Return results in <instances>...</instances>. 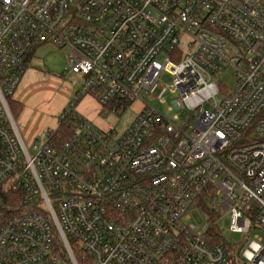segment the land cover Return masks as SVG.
I'll list each match as a JSON object with an SVG mask.
<instances>
[{
  "label": "built area",
  "instance_id": "built-area-1",
  "mask_svg": "<svg viewBox=\"0 0 264 264\" xmlns=\"http://www.w3.org/2000/svg\"><path fill=\"white\" fill-rule=\"evenodd\" d=\"M47 43L84 81L68 130L27 145L7 97ZM168 90L191 123L140 102ZM84 95L140 110L118 134L76 111ZM225 215L264 231V0H0V264H264V241L236 259L212 241Z\"/></svg>",
  "mask_w": 264,
  "mask_h": 264
},
{
  "label": "rangeland",
  "instance_id": "rangeland-1",
  "mask_svg": "<svg viewBox=\"0 0 264 264\" xmlns=\"http://www.w3.org/2000/svg\"><path fill=\"white\" fill-rule=\"evenodd\" d=\"M35 61H33V66H30L26 74L23 75V82L31 85L32 88L35 87L40 90H49L51 85L54 86L52 92H41L37 94V100H40L42 106L47 115H53L48 109H56L57 106L61 103L62 97L60 92H65L67 87L71 86L73 94L81 87L84 77L80 74L74 73L69 64L67 58V49L57 48L55 45L48 43L40 47L37 52L34 54ZM223 83L227 85L230 89L234 84V79L231 72H227L220 79ZM163 84L171 83L172 77L164 73L161 77ZM179 97V93H174L171 90H168L162 99L151 98L148 95L141 94L140 102L144 101L148 103L153 108L157 109L162 115H164L171 123H174L178 126H185L188 123H191L194 119H190L191 115L194 117L197 116L198 111H191L188 108L185 109H175L173 102ZM221 99V94L218 95V100ZM49 103V106H47ZM134 105V104H133ZM133 105L128 108L124 113L116 115L118 119L114 120V125L118 134H122L132 123L135 118V108ZM172 107V109H170ZM210 107L208 106V109ZM115 115V114H114ZM38 139L27 140V145H30L34 140H39L42 142L45 140L44 136L36 137ZM30 151L33 152L32 147H29ZM219 228L223 234V242L233 244L235 247L239 245H246L250 239H255L258 241H264V231L263 230H254L249 236H246L242 233H234L230 229V216L225 215L219 222Z\"/></svg>",
  "mask_w": 264,
  "mask_h": 264
},
{
  "label": "crops",
  "instance_id": "crops-1",
  "mask_svg": "<svg viewBox=\"0 0 264 264\" xmlns=\"http://www.w3.org/2000/svg\"><path fill=\"white\" fill-rule=\"evenodd\" d=\"M44 45L46 44L39 46L37 50ZM34 57L32 58V66L34 63L33 61L36 60ZM22 82L23 78L21 79L13 96L14 99L21 102L23 105L18 119L16 120L18 129L25 140L28 139L30 141L38 139L36 137L44 135L46 137L50 131L58 128V119L61 112L66 108L70 101L76 97L77 92L73 94L72 89H70L71 86L67 87L65 92H60L62 97L61 103L56 109H48V111H51L53 115H47L45 113L46 109L43 108L40 100H37V94L41 92H52L53 89H55L54 86L51 85L49 90H40L35 87L32 88V86L28 85V83H24V85L21 86ZM47 106H49V103H47ZM133 107L135 108L134 112L136 117V114L140 110V102L136 101ZM76 111L91 120L95 126L101 129H107L114 123L115 119H118L116 115L108 113L107 109L103 108L91 95H84L79 99L76 104Z\"/></svg>",
  "mask_w": 264,
  "mask_h": 264
},
{
  "label": "trees",
  "instance_id": "trees-1",
  "mask_svg": "<svg viewBox=\"0 0 264 264\" xmlns=\"http://www.w3.org/2000/svg\"><path fill=\"white\" fill-rule=\"evenodd\" d=\"M38 45L36 46H33L30 51L27 53V56L25 57L24 59V65L26 67V69H28L30 66H32V58L34 57V54L37 50V47ZM41 46V45H40ZM79 100L76 101V103L78 102ZM7 103H8V106L11 110V113L14 117L15 120L18 119V116L23 108V105L21 102L17 101L16 99H14L13 95H9L7 97ZM66 127H65V124L64 123H61L60 124V127L58 128V132H66ZM210 237L212 239V241H215V242H221L222 244L225 245V247L227 248V250L232 254L233 256V259H236L237 258V249H238V246H234L233 244H229L227 242H223V234L221 232V229L215 225L212 226L211 230H210ZM56 243H58L59 245V239L56 241ZM61 243V242H60Z\"/></svg>",
  "mask_w": 264,
  "mask_h": 264
},
{
  "label": "clouds",
  "instance_id": "clouds-1",
  "mask_svg": "<svg viewBox=\"0 0 264 264\" xmlns=\"http://www.w3.org/2000/svg\"><path fill=\"white\" fill-rule=\"evenodd\" d=\"M259 247H260L259 245H256V244L253 245V248H255L257 251L259 250ZM247 255H248L249 260H251L253 258L251 253H248Z\"/></svg>",
  "mask_w": 264,
  "mask_h": 264
}]
</instances>
